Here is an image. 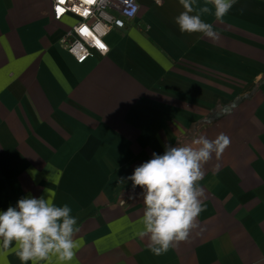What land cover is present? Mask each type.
Masks as SVG:
<instances>
[{
  "label": "crops",
  "instance_id": "obj_1",
  "mask_svg": "<svg viewBox=\"0 0 264 264\" xmlns=\"http://www.w3.org/2000/svg\"><path fill=\"white\" fill-rule=\"evenodd\" d=\"M137 2L108 52L77 63L59 44L74 17L0 0V211L23 197L68 205L70 264H264V0L203 15L216 40L180 32L178 0ZM221 133L230 145L203 167L198 226L154 255L127 177L166 145ZM0 264L21 261L0 248Z\"/></svg>",
  "mask_w": 264,
  "mask_h": 264
},
{
  "label": "clouds",
  "instance_id": "obj_2",
  "mask_svg": "<svg viewBox=\"0 0 264 264\" xmlns=\"http://www.w3.org/2000/svg\"><path fill=\"white\" fill-rule=\"evenodd\" d=\"M178 2L183 8L175 17L180 32L216 40L219 34L202 16L211 14L222 22L237 0H204L202 6L197 0ZM229 145L230 138L223 133L213 140L200 135L191 144L166 145L162 155L153 153L127 177L133 188L142 189L143 229L139 234L149 238L154 255L186 241L198 226V217L205 210L199 185L203 167ZM71 213L68 205L57 206L48 197L20 198L16 206L0 211V248L12 249L21 264H52L54 259L57 264H70L78 247L74 239L77 219Z\"/></svg>",
  "mask_w": 264,
  "mask_h": 264
},
{
  "label": "built area",
  "instance_id": "obj_3",
  "mask_svg": "<svg viewBox=\"0 0 264 264\" xmlns=\"http://www.w3.org/2000/svg\"><path fill=\"white\" fill-rule=\"evenodd\" d=\"M51 17L55 21L65 16L74 17L59 39L60 46L75 62L82 63L94 54L108 52L106 35L121 30L132 21L139 10L137 0H48ZM58 9L61 11L58 12ZM87 28L88 32L82 29ZM99 42V43H98ZM100 44L103 47H100Z\"/></svg>",
  "mask_w": 264,
  "mask_h": 264
},
{
  "label": "snow or ice",
  "instance_id": "obj_4",
  "mask_svg": "<svg viewBox=\"0 0 264 264\" xmlns=\"http://www.w3.org/2000/svg\"><path fill=\"white\" fill-rule=\"evenodd\" d=\"M86 2H87V3H92V2H93V0H86ZM59 11H61V10H60V9H58V12H59ZM82 31H83V32H88V29H87V28H84V29H82ZM98 43H99V42H98ZM100 47H103V45H102V44H100Z\"/></svg>",
  "mask_w": 264,
  "mask_h": 264
}]
</instances>
